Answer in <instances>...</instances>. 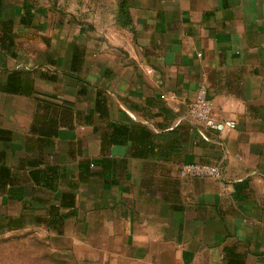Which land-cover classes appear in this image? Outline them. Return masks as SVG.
<instances>
[{"label": "crops", "instance_id": "0c3cea01", "mask_svg": "<svg viewBox=\"0 0 264 264\" xmlns=\"http://www.w3.org/2000/svg\"><path fill=\"white\" fill-rule=\"evenodd\" d=\"M113 1L0 0V264H264V0Z\"/></svg>", "mask_w": 264, "mask_h": 264}, {"label": "built area", "instance_id": "2783aa9c", "mask_svg": "<svg viewBox=\"0 0 264 264\" xmlns=\"http://www.w3.org/2000/svg\"><path fill=\"white\" fill-rule=\"evenodd\" d=\"M212 111L213 104L208 96L207 87L201 83L197 87L193 102L189 105V118L204 128L218 133H229L236 128L235 119L217 120L213 117ZM180 176L214 178L224 185V166L221 162L212 165L199 162L183 163L180 167Z\"/></svg>", "mask_w": 264, "mask_h": 264}, {"label": "rangeland", "instance_id": "374dc122", "mask_svg": "<svg viewBox=\"0 0 264 264\" xmlns=\"http://www.w3.org/2000/svg\"><path fill=\"white\" fill-rule=\"evenodd\" d=\"M40 3H43V4H48L52 7L54 6H58V5H65L67 3H72V5L70 6V10L69 12H65V13H68L71 17H73V0H36ZM117 0H115L116 2ZM111 4L114 2L113 0H110ZM85 13H92V11H83ZM97 15V14H96ZM94 16V15H93ZM92 17V15H91ZM37 240H34V242H36ZM46 241V250L44 252H41V251H31V258L34 257V258H37V257H42L41 255L44 254V257L45 259L47 260L46 261V264H54L53 262V259L56 257V254L58 252L56 251H53L52 250V247L49 245L51 244L53 241H51L48 237H46L45 239ZM62 253V255L60 254ZM71 252L69 250H62L61 252H59V255H58V258H60L62 261L61 263L62 264H73V260L71 261V259H73L71 257Z\"/></svg>", "mask_w": 264, "mask_h": 264}, {"label": "trees", "instance_id": "16d2710c", "mask_svg": "<svg viewBox=\"0 0 264 264\" xmlns=\"http://www.w3.org/2000/svg\"><path fill=\"white\" fill-rule=\"evenodd\" d=\"M118 5H119V16H118V20L124 22V21H126L124 19V18H126V13L124 11V4H123L122 1H119Z\"/></svg>", "mask_w": 264, "mask_h": 264}]
</instances>
